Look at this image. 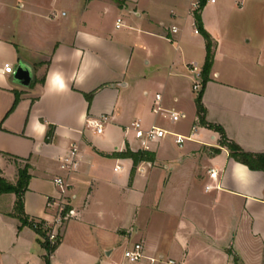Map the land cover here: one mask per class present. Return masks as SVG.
Listing matches in <instances>:
<instances>
[{"label": "crops", "instance_id": "crops-1", "mask_svg": "<svg viewBox=\"0 0 264 264\" xmlns=\"http://www.w3.org/2000/svg\"><path fill=\"white\" fill-rule=\"evenodd\" d=\"M8 1L0 0V9ZM160 1L17 0L14 9L29 13L0 23V176L16 184L19 169L30 165L23 198L29 222L53 220L56 209L46 202L60 196L56 178L70 185L77 214L51 264H107L117 245L132 246L133 234L145 256L135 264H264V171L234 161L221 134L199 124L189 67L203 68L205 39L190 0ZM229 1L247 15H204L207 6L201 12L216 42L205 120L245 152L264 154V0ZM40 3L46 13L31 17V4ZM109 15L117 17L111 25ZM5 64L28 66L31 85H19ZM56 74L59 91L51 83ZM157 95L163 108L191 118V127L158 125ZM103 115L109 122L98 134L88 122ZM135 121L184 136L199 129L183 147L174 136L151 144L153 160L132 175L134 163L123 154L138 152L128 126ZM74 148L77 167L62 169ZM48 177L51 188L42 182ZM16 201L0 195V264H42L41 237L22 224Z\"/></svg>", "mask_w": 264, "mask_h": 264}, {"label": "built area", "instance_id": "built-area-1", "mask_svg": "<svg viewBox=\"0 0 264 264\" xmlns=\"http://www.w3.org/2000/svg\"><path fill=\"white\" fill-rule=\"evenodd\" d=\"M192 2V7L195 10H198L201 6V0H190ZM217 0H206V5L208 4H216ZM121 23V19L118 20V26ZM173 33H177L178 30L176 27L172 28ZM197 33L198 30H197ZM190 70L195 74V81L193 85V90L197 95L202 90V68L198 65L192 64L190 65ZM3 71L7 74H15L16 69L11 64H5L3 67ZM162 97L161 95L156 96V103L153 107V113L156 115H162L165 119H168L171 123L180 122L185 116L183 113L174 112L170 110H166L161 105ZM109 122V117L107 115H103L97 119L90 120L88 125L94 129L98 134H101L104 130L105 125ZM134 132V137L139 144L138 151L149 152L150 145L153 143H158L168 136H174L175 143L183 147V145L187 141H193L194 136L197 135L199 126L193 125L190 134L188 136L172 134L166 129L153 125L149 128H144L139 121H135L131 124L130 128ZM77 167V149L74 148L70 155L63 159L62 169L70 171L73 168ZM210 178L214 181H218L219 175L215 169H211L209 171ZM56 186H58L61 190L59 197H49L47 200V207H54L56 209V213L53 217L52 221L48 220H32V229L34 231L38 229H42L47 232V237L50 245L52 247L56 246L62 238V230L65 224L71 219L77 217V214L74 209L71 208V203H69L67 194H70V185L63 180L62 178H56L54 180ZM215 188V187H214ZM213 187L207 186L206 190L210 191L214 189ZM220 185L216 186V189H219ZM54 253L50 254V260ZM47 255V252H46ZM125 259H127L129 264H135L140 262L144 256V246L142 243H135L130 249H127L124 253ZM152 262L155 260L152 259ZM171 264H175L173 261H170ZM42 264H46L45 261Z\"/></svg>", "mask_w": 264, "mask_h": 264}, {"label": "trees", "instance_id": "trees-1", "mask_svg": "<svg viewBox=\"0 0 264 264\" xmlns=\"http://www.w3.org/2000/svg\"><path fill=\"white\" fill-rule=\"evenodd\" d=\"M201 1L202 3H201L200 8L194 11V18H195L198 32L203 36V38L205 39V43H206V60H205L204 66L202 68V73H201L202 90L200 91V93L197 95L195 99L199 124L203 127H207L221 134L222 142L220 146L223 148H227L229 150L230 157L234 161L241 163L243 165H246L247 167H249V169L253 171H264V154H253V153L245 152L239 145L228 140L225 137L221 127L211 125L207 123L205 120L206 110L204 108L203 100H202L203 91H204V88L207 82L209 81L211 69L213 66V62L215 58L216 42L213 39V37L203 27L201 12L206 6V0H201ZM91 98H92V95H89L88 99L91 100ZM18 101H19V98L17 97L13 109L16 107ZM52 137H53V129L51 128L47 133V137H46L47 142H50ZM123 156L125 158H130L134 163V167L132 169V175H134L136 167L140 162L153 160V156L151 153L143 152V151L132 152L128 150L126 153L123 154ZM29 169H30V165L28 164H26L23 168L19 169L18 180L16 184L9 183L7 180H5L4 178L0 176V195L15 194L17 196L16 212L22 224L24 226L30 225L32 227V224L24 218V200H23L24 194L28 190L29 182L31 179V176L29 174ZM36 232L40 235L42 247L47 252V255L45 256V263L51 264L49 255L54 253L57 250V248L61 244L62 238H61V241L56 246L52 247L48 241L46 231L42 229H38L36 230Z\"/></svg>", "mask_w": 264, "mask_h": 264}, {"label": "rangeland", "instance_id": "rangeland-1", "mask_svg": "<svg viewBox=\"0 0 264 264\" xmlns=\"http://www.w3.org/2000/svg\"><path fill=\"white\" fill-rule=\"evenodd\" d=\"M49 1L50 0H46V3H49ZM165 1L166 0H161L160 1L161 6L166 3ZM16 2H17V0L8 1V4H11V6L10 7L4 6V7H2L0 9V23H4V24L8 25L9 23H11L10 19H12V18L19 19L20 15H26V14L29 13L27 10L19 11V10L14 9L13 6H16L15 5ZM47 6L44 3H40L39 5L31 4V7H37V8L36 9H31L32 10L31 11L32 15H30V16L31 17H33V16L39 17V15H42V14L46 13L45 9H46ZM206 6H207V9H206V12H205L204 15H247V13L245 11L240 12L239 10H237V8L233 7L232 6V1H229V0H217L216 4H212V5L208 4ZM221 11H222V13H221ZM116 18H117L116 15L107 16L106 20H105L106 24L107 25H111L112 23L115 22ZM123 19H125V18L123 17ZM237 22H239V20ZM238 25L239 24H237V23L234 24V23L231 22L230 27H231V29L237 30L238 29ZM23 52H22V56H25V53H23ZM31 62H34V61H31ZM155 115L156 114L153 113L152 117H154ZM152 117H151L150 120L153 119ZM158 117L159 118L156 117V119L158 120V125L165 126V127L172 125L171 122L168 119H165L162 115H158ZM190 122H191V118H187L185 120H181L180 122H178V123H176L174 125L175 126L185 125L187 128H190L191 127L189 125ZM128 126H131V123ZM221 142L222 141H221V137H220L219 143L221 144ZM211 150H213V149H208V152L211 151ZM42 182H43L44 185H47V187L51 188L50 177L45 178V179L43 178ZM56 187H58V186H56ZM197 188H200L199 183L197 184ZM58 191L61 192L59 187H58ZM5 198H6V200H10L11 199L10 196H5ZM67 198L69 200L68 202L70 203L71 194H67ZM47 202H48V200H47ZM47 202H46V208L48 209ZM30 223L32 224V222H30ZM129 226L130 225H127V227H129ZM63 230H64V228H63ZM63 230H62V234H63ZM171 230L173 231V229H171ZM127 239H130V242H131V244L133 246L135 244V242L138 240V235L133 234L131 238L127 237ZM131 247L128 248L127 244H123V243L117 245L115 253L113 255H111L110 258H107V259H109L107 264H126V263H128L127 259H125L124 253H125V251L127 249H130ZM168 261H169L168 259H165L163 261V264H168ZM177 262H179V261H177ZM198 263H199V261H194V264H198Z\"/></svg>", "mask_w": 264, "mask_h": 264}, {"label": "water", "instance_id": "water-1", "mask_svg": "<svg viewBox=\"0 0 264 264\" xmlns=\"http://www.w3.org/2000/svg\"><path fill=\"white\" fill-rule=\"evenodd\" d=\"M14 79L19 85L29 87L33 81V73L28 66L20 64L16 69ZM110 254L111 252H108V255Z\"/></svg>", "mask_w": 264, "mask_h": 264}, {"label": "clouds", "instance_id": "clouds-1", "mask_svg": "<svg viewBox=\"0 0 264 264\" xmlns=\"http://www.w3.org/2000/svg\"><path fill=\"white\" fill-rule=\"evenodd\" d=\"M52 87L56 90H62L64 88V84L62 83V77L59 74H56L51 79Z\"/></svg>", "mask_w": 264, "mask_h": 264}]
</instances>
